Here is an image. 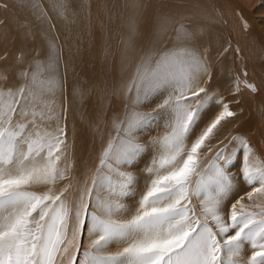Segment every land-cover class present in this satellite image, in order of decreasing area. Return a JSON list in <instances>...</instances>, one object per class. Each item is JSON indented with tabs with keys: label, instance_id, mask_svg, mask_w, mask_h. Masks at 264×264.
I'll use <instances>...</instances> for the list:
<instances>
[{
	"label": "snow or ice",
	"instance_id": "snow-or-ice-1",
	"mask_svg": "<svg viewBox=\"0 0 264 264\" xmlns=\"http://www.w3.org/2000/svg\"><path fill=\"white\" fill-rule=\"evenodd\" d=\"M25 2L46 42L11 64L0 54V264H264V155L245 133L225 134L240 126L241 86L260 92L247 72L217 91L205 29L145 18L142 54L106 89L119 104L93 121L92 155L79 161L64 103L69 62L53 31L77 13L71 0ZM129 31L131 42L135 20ZM141 174L133 210L125 201Z\"/></svg>",
	"mask_w": 264,
	"mask_h": 264
},
{
	"label": "bare ground",
	"instance_id": "bare-ground-1",
	"mask_svg": "<svg viewBox=\"0 0 264 264\" xmlns=\"http://www.w3.org/2000/svg\"><path fill=\"white\" fill-rule=\"evenodd\" d=\"M71 5L77 13L74 23L66 27L53 20V31L59 36L62 59L69 62L61 71L67 126L76 160L87 161L92 155V123L101 110L119 104L106 94V89L125 80L129 75L126 68L130 69L142 54L146 45L145 18L152 27L159 28L166 17L205 29L201 43L211 46L214 89L228 93L234 74L244 79V71L246 79L259 87V94L253 96L241 86L244 111L240 126L229 125L225 134L245 133L257 153L264 155V0H71ZM242 19L251 25L250 30L245 31ZM133 20L137 35L130 42L129 25ZM0 21V54L8 53L9 64L21 52L29 56L43 48L45 38L25 0H0ZM229 44L231 49L239 48V54L230 49L217 61L216 54ZM163 132L161 123L151 134ZM138 189L136 198L125 201L133 210L139 193L145 190L143 174ZM82 242L87 247L90 240L85 235ZM118 250L116 244L108 249L113 253ZM245 255H250V250Z\"/></svg>",
	"mask_w": 264,
	"mask_h": 264
}]
</instances>
